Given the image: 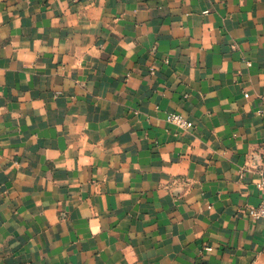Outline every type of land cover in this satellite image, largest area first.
I'll return each instance as SVG.
<instances>
[{"label": "crops", "instance_id": "crops-1", "mask_svg": "<svg viewBox=\"0 0 264 264\" xmlns=\"http://www.w3.org/2000/svg\"><path fill=\"white\" fill-rule=\"evenodd\" d=\"M263 178L264 0H0V264H264Z\"/></svg>", "mask_w": 264, "mask_h": 264}, {"label": "built area", "instance_id": "built-area-1", "mask_svg": "<svg viewBox=\"0 0 264 264\" xmlns=\"http://www.w3.org/2000/svg\"><path fill=\"white\" fill-rule=\"evenodd\" d=\"M166 118L168 122L175 124L180 128H190L193 125L190 120L179 113H169ZM260 187L263 192L262 202L258 207H251L249 209V213L253 219H264V178L260 183Z\"/></svg>", "mask_w": 264, "mask_h": 264}]
</instances>
